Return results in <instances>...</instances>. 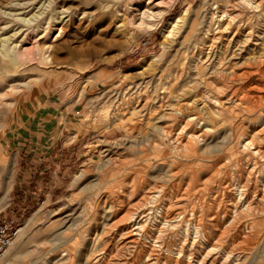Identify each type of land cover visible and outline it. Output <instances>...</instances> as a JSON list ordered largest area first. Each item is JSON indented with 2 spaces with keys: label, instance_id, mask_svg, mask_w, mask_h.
Returning <instances> with one entry per match:
<instances>
[{
  "label": "rangeland",
  "instance_id": "374dc122",
  "mask_svg": "<svg viewBox=\"0 0 264 264\" xmlns=\"http://www.w3.org/2000/svg\"><path fill=\"white\" fill-rule=\"evenodd\" d=\"M168 1L0 0V264H264V0Z\"/></svg>",
  "mask_w": 264,
  "mask_h": 264
},
{
  "label": "bare ground",
  "instance_id": "6f19581e",
  "mask_svg": "<svg viewBox=\"0 0 264 264\" xmlns=\"http://www.w3.org/2000/svg\"><path fill=\"white\" fill-rule=\"evenodd\" d=\"M149 1V0H148ZM156 1V0H155ZM154 0H153V2H151V3H149L148 4V7L149 6H152V8L154 9V8H157V7H159V6H161V5H159V4H164V5H166V6H172V4H173V2H171V1H168V0H165V1H163V2H161V3H159V4H154V2H155ZM157 3V2H156ZM247 3H249V4H251L248 0H247ZM219 10V9H218ZM189 10H187L186 11V13H188L189 14ZM144 17V16H143ZM134 20V19H133ZM140 21V20H139ZM135 24V23H134ZM256 39V38H255ZM231 49V48H230ZM26 51V50H25ZM263 77V76H262ZM253 85V84H252ZM258 88V87H257ZM231 104V103H230ZM185 105V104H184ZM225 106V105H224ZM232 106V105H231ZM234 106H235V104H234ZM186 107V106H185ZM201 134V133H200ZM255 134V133H254ZM222 137V136H221ZM177 139V138H176ZM186 142V141H185ZM241 150L243 151V153H248V152H255L256 154H258V150H257V147L255 146V142L254 141H248V142H246V143H242L241 144ZM141 149V148H140ZM242 162V161H241ZM220 165V164H219ZM259 174V173H258ZM246 177V176H245ZM178 181V180H177ZM252 183H253V181H251ZM216 184V183H215ZM225 185V184H224ZM255 185V189L256 190H263V193H264V174H263V177H261V178H258L257 179V182L254 184ZM248 188V187H247ZM213 190V189H212ZM252 194V193H251ZM257 195V194H256ZM259 197V196H258ZM236 199L238 200L237 201V203L239 202L241 205H242V210H241V212L242 211H244V210H247L248 209V207H244V204L243 203H245L244 202V200L246 199V192L245 191H243V190H237V194H236ZM236 206V205H235ZM239 208V207H238ZM237 208V206H236V210L238 209ZM239 210V209H238ZM166 212V211H165ZM214 212V211H213ZM231 212H233V210L232 211H230V210H228V212H226L227 214H230ZM237 214V213H236ZM233 216V215H232ZM235 216V215H234ZM237 217V216H236ZM239 220V219H238ZM215 223V222H214ZM197 224V223H196ZM138 225V224H137ZM227 225V224H226ZM216 227V226H215ZM243 230V229H242ZM206 231V230H205ZM208 232V231H207ZM241 232V231H240ZM172 239V238H171ZM207 240V239H206ZM242 240V239H241ZM148 241V240H147ZM236 241V240H235ZM237 241H238V239H237ZM241 242V241H240ZM15 243V242H14ZM211 243V242H210ZM227 243V242H226ZM13 245V244H12ZM12 247V246H11ZM11 247L6 251V253L0 258V262H2L3 260H5V258H9V250L11 249ZM228 248V247H227ZM225 251V250H224ZM225 258V257H224ZM168 261V260H167ZM229 263V262H228ZM232 264V263H231Z\"/></svg>",
  "mask_w": 264,
  "mask_h": 264
},
{
  "label": "built area",
  "instance_id": "2783aa9c",
  "mask_svg": "<svg viewBox=\"0 0 264 264\" xmlns=\"http://www.w3.org/2000/svg\"><path fill=\"white\" fill-rule=\"evenodd\" d=\"M20 232L12 221L0 220V258L12 246Z\"/></svg>",
  "mask_w": 264,
  "mask_h": 264
}]
</instances>
